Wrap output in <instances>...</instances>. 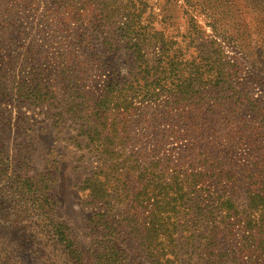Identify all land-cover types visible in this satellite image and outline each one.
<instances>
[{"label":"rangeland","instance_id":"1","mask_svg":"<svg viewBox=\"0 0 264 264\" xmlns=\"http://www.w3.org/2000/svg\"><path fill=\"white\" fill-rule=\"evenodd\" d=\"M70 1L0 0V206L24 225L12 234L1 218L0 264H75L53 236L69 238L83 264H95L90 219L99 207L89 204L84 182L101 169L112 175L110 188L118 193L138 187L141 174L144 183L157 185L181 173L188 189L195 187L181 214L165 219L184 225L175 243L181 264H264V221L251 213L255 196H264V0H199L206 10L188 9L186 0H143V22L162 34L156 38L167 52L163 70L170 72L172 63L162 77L173 96L137 100L127 111L111 113L102 160L88 133L103 128L86 116V101L111 82L113 94L136 93L149 87L148 76L120 38L119 18L102 39L92 32L88 41L77 38L81 23L67 22ZM207 8L218 19L242 17L249 24L255 49L250 63L214 38ZM110 35L114 41L105 44ZM61 62L74 70L73 78ZM197 73L212 81H195ZM28 80L45 89L41 95L26 93ZM227 201L238 211L235 219L228 216L233 208L220 212ZM249 226L258 230L254 237L245 231ZM122 246L129 264H149L131 239Z\"/></svg>","mask_w":264,"mask_h":264},{"label":"trees","instance_id":"2","mask_svg":"<svg viewBox=\"0 0 264 264\" xmlns=\"http://www.w3.org/2000/svg\"><path fill=\"white\" fill-rule=\"evenodd\" d=\"M136 3H140V6L137 7ZM143 3L145 4L143 0H71L67 4L69 8L68 19L66 18L67 22L81 23V26L78 27L79 35H76V37L82 42L90 39L89 32L95 33L96 38L102 39V36L106 34L107 27L111 26L112 20L119 18L120 20L116 21V24H120L119 36L131 48L133 63L140 71V74H143L144 77L148 76L146 83L149 84V87L142 88L136 93H123L121 89L116 94H113V83L111 82L104 89L97 90L90 101H86V104H89L87 109L84 108L87 112L85 113L86 116L96 119L99 122L97 127L103 128L94 129V131L88 133L89 138L97 142L96 147L100 152L98 155L100 160H102V154H104V148H106V142L109 139V137L105 139H101V137L107 128V122L111 113L121 114L122 110L125 109L127 111L133 102H137V100L139 102L146 101L153 103L158 102L164 95L173 96L168 95L170 94V90L166 87L162 77V74L169 75L172 72V63H168L170 72L163 70V60L166 58L167 52L163 50V43L157 42L156 37L161 33H153V27L146 22V19L143 22L144 14L146 13ZM185 4L188 9L205 8L204 4L200 3L199 0H186ZM61 5L64 6L65 2L61 3ZM207 9L209 10V8ZM209 12H207L209 16L207 15L206 18L214 32V38L221 39L222 44L232 47L235 51L241 53L243 59L250 63L252 56L255 55V49L251 35L253 31H251L249 24H246L242 17L230 18L229 15H226L218 19L212 9ZM88 17H92L93 20L84 23V20ZM88 22L92 24L91 27H87ZM192 23L194 31V28L198 27L194 17H192ZM235 30L238 34L234 32ZM67 31L71 32L70 29H67ZM194 36L198 37L196 34ZM111 41H114L111 35L106 36L104 39L105 44ZM249 51L252 52L249 53ZM211 54L213 52H208L206 56H210ZM59 65L64 74H68L73 78L74 70L68 69V64L65 65L61 62ZM205 71L207 70L205 69ZM209 76L211 78L216 77L212 74H209ZM144 77L142 80H144ZM207 77L208 75L205 78L203 74L197 73L194 79L197 82L203 79L205 82H211L212 79ZM26 83L29 85L24 87V89L27 90L26 93L28 94L35 93L41 95L45 90L39 89L37 86L33 87L29 80ZM19 91L22 92L17 87V92L19 93ZM71 91L72 88L69 86L66 92ZM175 95L174 98L177 99L179 97L177 95L179 94L175 93ZM68 96L70 95L68 94ZM94 98H96V103H94ZM116 117H119V115ZM179 174L176 179H167L165 177L163 180L161 178V181L157 185H153L151 182L144 183L143 180L145 179L143 178L145 177L141 174L142 181L139 182V186L128 191L123 190L122 193H118L116 189L110 188L112 187L110 186L112 175L103 173L102 169L101 173L95 172L85 180L84 190L87 192L89 204L99 207V211L92 214L90 219L91 229L96 238L93 254L95 264H129L128 262H131L128 258L129 253L122 246L126 239H131L136 245L138 244L140 254L143 255L149 264L182 263L180 261V253L175 251L177 248L175 243L177 241L176 236L182 233L178 230H182L184 225H180L178 221L174 223L165 221V219H170L168 214L172 213L176 216L181 214L180 209L187 204L185 198L190 197V192L191 194L195 193V187L188 189V180L183 178L184 174ZM119 175L125 176L128 179L132 177L129 172L119 173ZM257 199L259 201L253 203L251 206V213L252 215H260V218L264 221V196L260 194L256 195L253 201ZM118 201H126V205L120 207L117 204ZM225 205L230 210L233 208L232 214L228 215L231 219L239 216L237 209L235 210L231 201L222 204L220 212L222 211L221 208ZM14 209L20 214L18 208L13 207ZM4 210L5 207L1 205L0 220L4 216L7 230L13 234L15 229L24 225L21 224L22 220L19 219L17 213L14 215L15 217L17 216L16 218L8 219L9 216L4 215ZM244 228L248 233V237H254V233L258 232V230L250 226ZM218 229L217 227L213 228V232H217ZM21 236L24 237L25 235ZM51 240L54 245L63 242L68 250L67 255L69 259L75 264L84 263L83 254L81 255L77 249H72L74 244L69 238L60 239L53 236ZM158 241H160L158 243L161 246L160 249H157L159 245L156 242ZM211 255L219 261L221 260V255H214V253H211ZM209 262L212 263V261ZM214 262L216 264L217 261L214 260Z\"/></svg>","mask_w":264,"mask_h":264}]
</instances>
